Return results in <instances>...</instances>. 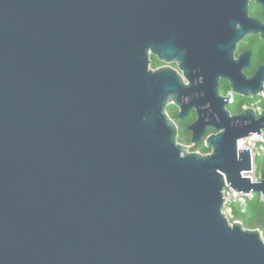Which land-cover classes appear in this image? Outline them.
I'll list each match as a JSON object with an SVG mask.
<instances>
[{
	"label": "water",
	"instance_id": "1",
	"mask_svg": "<svg viewBox=\"0 0 264 264\" xmlns=\"http://www.w3.org/2000/svg\"><path fill=\"white\" fill-rule=\"evenodd\" d=\"M249 35L264 0H0V264H264L223 212L226 185L264 195L237 149L264 114L218 93L264 95Z\"/></svg>",
	"mask_w": 264,
	"mask_h": 264
},
{
	"label": "trees",
	"instance_id": "2",
	"mask_svg": "<svg viewBox=\"0 0 264 264\" xmlns=\"http://www.w3.org/2000/svg\"><path fill=\"white\" fill-rule=\"evenodd\" d=\"M249 13L253 17H262V9L259 5L251 2L249 5ZM246 49L252 50V64L250 69L246 70L245 73L248 76H251L256 66L260 63H264V40L260 39L258 35H249L243 41H241L238 45L237 51H243ZM161 62L157 60L156 57H152L151 66L155 68ZM230 89L227 81L222 83L221 91L225 94ZM255 96L253 97H242L235 95L233 102L227 105V109L231 114H236L242 111V107L245 104L250 103ZM264 109V101L261 103ZM170 118H173L177 128H178V136L177 141L182 144H190V132L186 130L188 123H190L194 118V113H191L188 120L184 122H179L175 115H172L170 111H167ZM208 133L210 129L207 130ZM191 150H199L201 153L209 152V148L204 146L203 142L198 143L196 146H192ZM230 222L235 220H239L243 227L246 229H258L261 233L262 239L264 241V204L260 200L258 193H254L252 199H250L247 203L246 210L244 212H240L239 209L233 208L232 214L228 217Z\"/></svg>",
	"mask_w": 264,
	"mask_h": 264
},
{
	"label": "built area",
	"instance_id": "3",
	"mask_svg": "<svg viewBox=\"0 0 264 264\" xmlns=\"http://www.w3.org/2000/svg\"><path fill=\"white\" fill-rule=\"evenodd\" d=\"M228 98V102L231 103L234 100L235 94L230 88L224 95ZM262 101H264V95L259 92L255 95V98L248 104L243 105L242 109L250 108L254 111L257 117L264 114V109L261 105ZM262 134L251 133L250 135L238 139L237 140V149H250L253 153L252 162L254 164V180L256 182H260L263 178L264 168L262 170H258L257 159L258 157H263L264 162V129L261 130ZM200 152V151H196ZM254 195L253 191L243 192L236 191L229 185H226L223 189V198H224V214L228 218L233 211V208L239 209L240 212H244L247 207V203L250 199H252ZM260 200L264 204V195L258 194ZM229 220V219H228ZM235 222H240L239 220H235Z\"/></svg>",
	"mask_w": 264,
	"mask_h": 264
},
{
	"label": "flooded vegetation",
	"instance_id": "4",
	"mask_svg": "<svg viewBox=\"0 0 264 264\" xmlns=\"http://www.w3.org/2000/svg\"><path fill=\"white\" fill-rule=\"evenodd\" d=\"M243 51H244V50H243ZM240 52H242V51H240ZM237 53H239V52L237 51ZM150 60H151V62H152V57H150ZM161 66H168V67H170V68L176 70L180 76L182 75V72H181V70H179V66H178V63H177V62H172V63H160V64H159L158 66H156L155 68H157V67H161ZM246 70H248V69H246ZM246 70H244V72H245ZM245 74H246V73H245ZM246 76H248V75L246 74ZM248 77H250V76H248ZM225 81H226V80L220 79L219 82H218V93H219L220 95H222V96L225 95V94L221 91L222 83H225ZM227 83H228V82H227ZM228 84H229V83H228ZM226 107H227V106H226ZM167 111H170V113H171L172 115H175L174 118H176L179 122L187 121L188 118H189V116H190V114H191V113H194L195 116H194L193 120H192L190 123H188V125L191 124V123L195 120V118H196L195 111H194V110H191L186 118H184V119H179V118L177 117L178 108L176 107V105H175L174 103H172V101H170V103H168V105H167V107H166V112H167ZM167 114H168V113H167ZM168 116H169V114H168ZM169 117H170V116H169ZM171 119L174 121L173 118H171ZM174 122H175V121H174ZM175 124H176V123H175ZM188 125H187V126H188ZM211 132H213V131L210 130L209 133H211ZM209 133H208V131H207V134H209ZM201 142H203V141H201ZM203 143H204V142H203ZM190 144H191V143H190ZM195 146H196V145H195ZM190 147H192V146L190 145Z\"/></svg>",
	"mask_w": 264,
	"mask_h": 264
},
{
	"label": "rangeland",
	"instance_id": "5",
	"mask_svg": "<svg viewBox=\"0 0 264 264\" xmlns=\"http://www.w3.org/2000/svg\"><path fill=\"white\" fill-rule=\"evenodd\" d=\"M170 103V102H169ZM191 144H183L184 147H187L185 149L186 152H191L193 150H191V147H190ZM189 146V147H188ZM194 151H197V150H194ZM199 151V150H198ZM257 165H258V170H262L264 168V162H263V157H258L257 159Z\"/></svg>",
	"mask_w": 264,
	"mask_h": 264
}]
</instances>
